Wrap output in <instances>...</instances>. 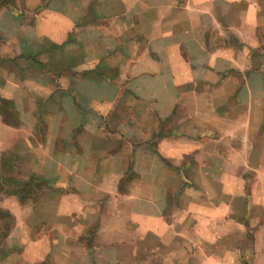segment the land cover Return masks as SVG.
<instances>
[{
    "label": "crops",
    "instance_id": "1",
    "mask_svg": "<svg viewBox=\"0 0 264 264\" xmlns=\"http://www.w3.org/2000/svg\"><path fill=\"white\" fill-rule=\"evenodd\" d=\"M0 264H264V0H0Z\"/></svg>",
    "mask_w": 264,
    "mask_h": 264
}]
</instances>
